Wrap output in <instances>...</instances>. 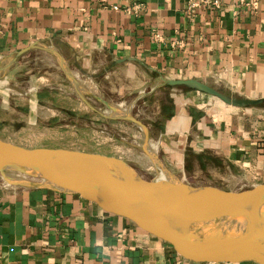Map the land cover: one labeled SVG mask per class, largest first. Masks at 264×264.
I'll return each instance as SVG.
<instances>
[{
    "label": "crops",
    "instance_id": "1",
    "mask_svg": "<svg viewBox=\"0 0 264 264\" xmlns=\"http://www.w3.org/2000/svg\"><path fill=\"white\" fill-rule=\"evenodd\" d=\"M189 1L0 0V56L46 44L73 75L95 81L138 68L160 83L194 78L244 97L264 96V0L255 8L236 0H220L219 8ZM154 32L160 39L153 40ZM165 87L173 90L170 101L159 102L150 124L141 122L148 139L155 129L169 172L193 186L230 191L264 184V118L233 119L204 106L196 89ZM0 264L263 263H194L80 193L0 180Z\"/></svg>",
    "mask_w": 264,
    "mask_h": 264
},
{
    "label": "rangeland",
    "instance_id": "2",
    "mask_svg": "<svg viewBox=\"0 0 264 264\" xmlns=\"http://www.w3.org/2000/svg\"><path fill=\"white\" fill-rule=\"evenodd\" d=\"M44 46L47 45L31 47L23 53L6 56L8 60L13 56L14 59L0 72V139L26 148L59 147L118 157L141 178H155L156 165L142 146V127L126 118L105 116L107 114L103 110L114 105L119 108L129 105L131 116L150 124L158 116L159 102H169L167 93H172L173 90L161 84L158 77L152 75L148 78L141 69L120 68L96 81L75 71L74 76L79 86L82 90L84 87L87 90H81L79 94L64 74L55 54ZM6 57L0 56V64ZM63 66L71 72L64 59ZM79 79L84 81L82 86ZM210 86L244 97L215 85ZM196 93L204 102L207 101L204 106L214 111L215 108L221 109L226 114H231L233 119L235 116L256 120L264 118V103L258 106H233L202 91L197 90ZM259 96L257 93L249 97ZM54 104L59 109H55ZM154 131L155 129L147 143H156ZM154 155L160 161L158 144ZM7 171L0 172L1 181ZM28 172H21L28 177L29 182L26 184H42L45 180L43 177H33ZM45 176L49 180L52 177ZM257 184L254 181L235 191ZM217 222L219 217L205 223L202 228H211ZM202 228L195 227L194 231L201 235Z\"/></svg>",
    "mask_w": 264,
    "mask_h": 264
},
{
    "label": "water",
    "instance_id": "3",
    "mask_svg": "<svg viewBox=\"0 0 264 264\" xmlns=\"http://www.w3.org/2000/svg\"><path fill=\"white\" fill-rule=\"evenodd\" d=\"M38 46L32 43L13 55ZM44 48L55 54L64 74L80 94L82 88L75 76L63 66L61 55L51 46ZM13 59L14 56L2 67L5 68ZM161 84L193 88L233 106L264 103V96H235L194 78L163 79ZM105 116L126 118L142 127V146L145 147L147 128L139 119L130 114ZM22 164L45 170L66 186L64 190L80 193L103 210L133 220L194 263L253 260L264 264V184L230 191L209 185L192 186L179 179L178 182L162 183L141 178L118 157L59 147L26 148L0 139V172L5 166L19 167ZM116 170L132 178L117 177ZM243 209L251 210L253 220L236 237L204 244L203 236L193 233L195 227H204L210 219L230 216Z\"/></svg>",
    "mask_w": 264,
    "mask_h": 264
},
{
    "label": "bare ground",
    "instance_id": "4",
    "mask_svg": "<svg viewBox=\"0 0 264 264\" xmlns=\"http://www.w3.org/2000/svg\"><path fill=\"white\" fill-rule=\"evenodd\" d=\"M1 62H2V64H0V72L3 70L2 65L4 66L8 62V59L3 58V61H1ZM103 112L107 115H110V116L127 115V114H129V105L125 108H119L115 105L110 106V108H105L103 110ZM155 147H156V143H147V144H145V147H144L146 149V151L148 152L150 159H152L154 161L156 168H157L156 177L152 178V181H157V182H162V183H166V182H170V181L178 182L179 180L174 175L170 174L164 168V166L160 163V161L157 160L158 158L156 159V157L154 155ZM4 170H8V171L2 176V179L5 183H8V184H16V183L17 184H26V183H28L29 181H28L27 175H25L26 173L22 174L21 172L22 171L28 172L30 170V172H28V173L29 174L32 173L33 177L37 176V177H43L45 179L43 182L41 181L42 184H46V185L51 186V187H57L60 189L66 188V186L64 184H62V182L59 181L57 178H55L53 175L47 173L43 169H38L36 167H32L29 164H22L19 167H16L15 165H8V166H5L2 171H4ZM115 172L117 173L116 174L117 177L122 176L121 178L124 177L125 179H128V178L131 179L132 178L129 175H127V173L123 174L117 170ZM45 175L52 176V177L49 180L46 178ZM171 177L175 178L176 180L170 179ZM252 220H253V214H252L250 209H243V210L237 211L236 213H234L233 215H230V216L229 215H221V217H219V222L214 224L213 227L202 228L203 233L201 235L203 236V242H204V244H208V243L214 242L218 239L220 240V239H227V238H231V237H236L241 232H243V230L249 225V223H251ZM210 222H211V219L208 221V223H210ZM216 225H218V226H216ZM198 231L200 232V230H198ZM193 233H195V235H198V233L195 232L194 230H193Z\"/></svg>",
    "mask_w": 264,
    "mask_h": 264
},
{
    "label": "built area",
    "instance_id": "5",
    "mask_svg": "<svg viewBox=\"0 0 264 264\" xmlns=\"http://www.w3.org/2000/svg\"><path fill=\"white\" fill-rule=\"evenodd\" d=\"M236 1L239 2V3H242L244 5H250L253 8L256 7V3H257V0H236ZM200 3H204L206 5H210V6L214 7V8H219L220 5H221L220 0H191V1H189L188 5L190 7H193V6H196V5L200 4ZM112 7L116 8L115 5H113ZM152 38H153V40L160 39L159 33L158 32H154ZM178 42H175V43H178Z\"/></svg>",
    "mask_w": 264,
    "mask_h": 264
}]
</instances>
